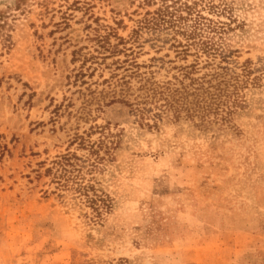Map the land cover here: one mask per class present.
Masks as SVG:
<instances>
[{
    "label": "rangeland",
    "instance_id": "rangeland-1",
    "mask_svg": "<svg viewBox=\"0 0 264 264\" xmlns=\"http://www.w3.org/2000/svg\"><path fill=\"white\" fill-rule=\"evenodd\" d=\"M0 264H264V0H0Z\"/></svg>",
    "mask_w": 264,
    "mask_h": 264
},
{
    "label": "trees",
    "instance_id": "trees-1",
    "mask_svg": "<svg viewBox=\"0 0 264 264\" xmlns=\"http://www.w3.org/2000/svg\"><path fill=\"white\" fill-rule=\"evenodd\" d=\"M162 1H164V0H162ZM162 11H163L162 15L165 14V13H169V14H170V15H169L170 17H171V16H174L173 12H169V11H168V6H167V5H165V6L163 7V10H162ZM162 20H163V22L170 21V20H165V19H162ZM171 22H173V21H171ZM61 158H65V157H61ZM55 162H56V164H61V163H62V161H60V160H59V161L57 160V161H55Z\"/></svg>",
    "mask_w": 264,
    "mask_h": 264
}]
</instances>
